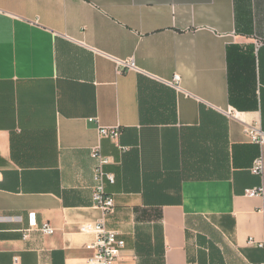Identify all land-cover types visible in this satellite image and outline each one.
Masks as SVG:
<instances>
[{"label":"crops","instance_id":"crops-1","mask_svg":"<svg viewBox=\"0 0 264 264\" xmlns=\"http://www.w3.org/2000/svg\"><path fill=\"white\" fill-rule=\"evenodd\" d=\"M252 123L264 133V0H0V264H86L97 144L116 264H261Z\"/></svg>","mask_w":264,"mask_h":264},{"label":"built area","instance_id":"built-area-1","mask_svg":"<svg viewBox=\"0 0 264 264\" xmlns=\"http://www.w3.org/2000/svg\"><path fill=\"white\" fill-rule=\"evenodd\" d=\"M116 66V73L120 74L124 70H135L132 60L120 61L113 59ZM174 81H178V77H174ZM228 115L233 113L232 110L227 111ZM89 122H94L96 124V131L98 140L110 139L116 142L120 135L119 126L115 127H104L97 124L95 119H89ZM244 134L247 136L249 142L257 145L264 144V133H262L260 125L257 123L246 124L243 128ZM121 151H125L126 148L118 146ZM89 155L94 162L92 170V203L95 208L101 211L102 218L99 222L93 224H83L80 226L79 230L82 233L92 234L93 240L86 245V250H88L91 255L86 259V264H116V261L120 255V252L124 248V241L118 239L117 233L108 230L104 224V216L112 214L115 208L114 201L105 192V184H113L114 176L110 173L105 172V168L112 163L111 158L105 156L101 152L100 145L97 144L90 149ZM253 175L260 176L263 172V161L262 158H256L250 169ZM2 179L0 171V181ZM245 195L250 198L259 197L264 200V189L262 187L250 189L245 191ZM32 230H39L42 234L50 236L53 235L54 229L46 222L38 224L36 214H27V230L30 232ZM264 233V224H263ZM26 234L24 235V237ZM256 242L249 241V245H253ZM260 247L264 248L263 244H259ZM17 263V258L14 259ZM261 264H264V260Z\"/></svg>","mask_w":264,"mask_h":264}]
</instances>
